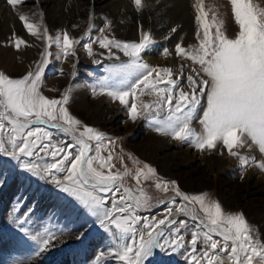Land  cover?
<instances>
[{
  "label": "snow or ice",
  "instance_id": "6c2138e0",
  "mask_svg": "<svg viewBox=\"0 0 264 264\" xmlns=\"http://www.w3.org/2000/svg\"><path fill=\"white\" fill-rule=\"evenodd\" d=\"M6 2L17 10L27 31L42 38L45 45L40 59L21 77L0 71V153L17 160L51 157V163L25 161L23 167L74 197L97 218L101 227L111 232L115 246L101 251L97 264L108 257L122 264H146L156 249L173 253L183 249L192 264H225L226 260L228 264H264V239L243 211L226 210L208 192H184L175 180L158 176L154 167L132 153H124L122 148L116 153L112 138L105 143V133L70 112V89H65L59 98L45 95L42 88L53 56L52 46L58 47V55L63 58L75 56L74 46L91 35L94 25L90 24L79 38L72 37L66 29L52 35L44 25L42 12L38 14L41 19L35 22L32 16L36 14L30 16L18 8L25 0ZM133 3L138 11L147 6L144 0ZM229 3L238 26L231 35L217 5L206 7L205 0H195L197 43L176 44L175 54L190 62H182L178 71L152 66L142 59V52L153 43L150 30L140 25L139 40L124 41L106 34L111 27L108 21L94 42L107 50V59L119 61L110 66V76L105 80L118 76L122 86L104 83L93 91L119 101L134 122L138 118L153 121L155 130L162 135L192 143L200 151L217 150L223 154L227 150L245 170L250 165L264 170V159L252 154L255 148L264 155V0ZM176 31L175 27L171 29ZM9 42L17 50L21 45L29 46L15 33ZM84 47L89 56L97 55L93 42ZM121 53L128 59H122ZM164 55L171 53L165 49ZM93 62L100 64L101 60ZM183 79L188 82L187 90L180 87ZM145 96L152 99L145 101ZM194 120L200 125L199 131L193 127ZM51 129L68 134L71 142ZM244 148L247 153L240 151ZM125 156L137 167L129 168ZM128 177L134 179L135 187L126 183ZM148 179L155 180L156 189L174 194L164 198L171 204L162 218L149 219L137 214L138 209L154 206L153 198L142 186V181ZM176 197L182 202L177 203ZM164 199H157L156 204ZM179 216L198 221L190 239L181 235L186 221L178 220ZM32 238L39 239L41 250H48L56 239L54 234Z\"/></svg>",
  "mask_w": 264,
  "mask_h": 264
},
{
  "label": "rangeland",
  "instance_id": "374dc122",
  "mask_svg": "<svg viewBox=\"0 0 264 264\" xmlns=\"http://www.w3.org/2000/svg\"><path fill=\"white\" fill-rule=\"evenodd\" d=\"M4 1L6 2V0ZM77 1L81 7L90 11V15L80 24H68L62 28H53L48 24L46 12L43 9L38 11L43 13L44 25L52 35L66 29L72 37L79 38L88 30L90 24L94 25L91 35L85 36L79 44L74 46L75 56L69 55L67 58H63L58 55V47L52 46L50 51L53 56L50 58L51 63L45 71L42 88L45 95L50 98H59L65 89H70V100L67 105L70 112L84 123L105 133V143H107V138H112L116 153H119L121 148L124 153H132L140 161L154 167L158 176L165 180H175L184 192L190 194L208 192L213 198L219 199L226 210L243 211L249 223L259 229L261 239H264V179L258 178V171L256 172L255 169L258 168L261 173H264V170L255 165H250L245 170L235 157L228 154L227 150L223 154L217 150L200 151L192 143L175 141L171 136L157 132L155 130L156 124L153 121L138 118L134 122L127 108L121 105L119 101H115L107 95L94 94L93 90L98 91L99 86L104 83L112 87L122 86L118 76L113 75L107 81L105 80V77L110 76V66L119 63V61L107 59V50L101 49L99 44L94 42L102 35L99 30L105 28L108 21H111V27L106 34L110 36L114 34L117 39L124 41H138L139 34H134V28L139 27V25L129 19H119L124 26L123 28L107 15H104V21L100 25H96L94 12L100 8H105L109 0ZM128 1L134 6L133 0ZM165 1L169 0H158L157 2L164 6ZM36 3L41 4L39 0H25L18 8L23 12L27 5ZM187 3V11L190 16L189 23L179 21L175 22L173 27L165 25L162 32L156 30L152 25L144 26L145 30L151 31L153 38V43L148 48L159 47L157 53L160 57H177L179 59L177 71L182 62L186 65L190 62L182 61L175 54L176 44L181 41L184 46L197 43L195 0H187ZM205 4L206 7L213 4L219 7L228 34L231 35L238 30L229 0H205ZM12 10L13 16H7L5 13L4 15L0 14V22H5L12 27L0 38V57L10 56L17 64L25 67L27 65V69L9 70L7 66L4 67L0 64V71H5L7 74L18 78L40 59L45 41L42 38L37 39L32 36L23 26V22L19 20L17 10L14 8ZM142 10L139 12L141 13ZM40 19L41 17L38 15L35 22ZM174 27L177 28V31L171 32ZM158 32L164 33L159 35ZM13 33L26 40L29 46L21 45L20 49L17 50L9 42ZM160 41H163L162 45H159ZM89 42H93V50L97 53L96 56L88 55L84 45ZM33 46H36L35 50ZM147 49L141 54L144 61L152 66L171 67L149 61L144 56ZM165 49L171 55L165 56ZM101 52H104L105 56H100L99 53ZM25 56H28V59L23 58ZM121 57L124 60L128 59L123 57L122 53ZM94 59H100L101 63H94ZM23 60L25 62H21ZM26 62L28 64H25ZM74 65L75 67H73ZM187 70L186 66L185 71L187 72ZM187 85V80L183 79L180 87L187 90ZM151 99V97H144L145 101ZM193 127L198 131L200 130L198 121H193ZM51 130L60 138L71 142L68 134L55 129ZM117 137L119 139H116ZM245 149L247 148L240 151L243 153ZM253 150L258 152L255 148ZM225 156L233 157L236 160L238 164L236 170L224 169L222 159ZM257 159H264V155L260 154V158ZM25 161L40 164L53 162L51 157H44L43 155L40 157H21L20 160H17L0 153V264H97L96 257L99 253L101 251L106 252L115 246L116 242L113 240L111 232L101 227L97 218L92 216L74 197L56 188L50 181L42 180L25 170L23 167ZM125 161L129 168L137 167L127 156H125ZM116 165L117 167L121 166L118 160ZM126 183L135 187V181L132 177H128ZM154 185V179L142 181V186L147 194L153 198L152 203L154 205L151 208L137 210V214L143 218L150 219L153 216L162 218L165 208L171 204L170 200L164 198L174 194L171 191L163 193ZM157 199H164V202L156 204ZM176 202H182L181 198L176 197ZM177 219L186 221L181 235L190 239V234L197 230L198 221L187 216H179ZM48 234H54L56 239L52 241V246L48 250H41L39 239L32 237H46ZM167 235L166 232L165 236ZM11 245L13 246L11 247ZM38 252L39 255H37ZM101 264H122V262L113 257H108ZM146 264H192V262L183 249L175 253L171 251L161 252L156 249ZM225 264H228L227 260Z\"/></svg>",
  "mask_w": 264,
  "mask_h": 264
},
{
  "label": "bare ground",
  "instance_id": "6f19581e",
  "mask_svg": "<svg viewBox=\"0 0 264 264\" xmlns=\"http://www.w3.org/2000/svg\"><path fill=\"white\" fill-rule=\"evenodd\" d=\"M157 1L158 0H144V3L147 6L144 7L142 12L140 13L128 0H109V3L105 8H100L94 12V21L96 25H100L104 21V15H107L109 17H112L114 19L113 21H116L117 24L123 28L124 26L121 24L119 19H129L130 21H135V23H137L139 26L143 25V27L145 25H152L156 28V30H159L161 32L165 25H168V27H173L175 22H190V16L187 11V0L165 1L166 3L164 6L159 5ZM39 3L41 4L38 5L36 3L27 5L25 8L23 7V13L29 14L30 16H32V14H36L32 16V19L34 21H37V16L39 14L38 11L40 9H43V11L46 12L48 24H50V27L53 28H62L63 26H67L68 24H80L85 18L90 15V11L81 7L77 0H39ZM1 13L3 15L5 13L7 16L14 15L12 7L7 5L4 0H0V14ZM11 28L12 27L10 25H7V23L0 22V38H2L8 32V30H11ZM163 33L161 34L158 32L159 35H163ZM134 34H139V27L134 28ZM162 44L163 41H160L159 45ZM35 47L36 46H33L34 50ZM158 48L159 47L156 46L148 48L147 51L144 52V56L149 61L155 64L168 65L174 67L175 70L178 69L179 59L177 57L169 56L160 57L157 53V51L159 50ZM23 58L28 59V56H25ZM21 62L25 61L23 60ZM0 64L4 65V67L7 66L9 70L27 69V65L25 67L23 65L17 64V62H14L12 60V57L10 56H1ZM25 64H28V62H26ZM225 151L226 150H224V152ZM247 152L248 149L243 150V153ZM252 154L256 155L257 158H260V154L257 151L253 150ZM222 165L224 169L232 168V170H236L238 168L236 160L233 157L228 156H225V158L222 159ZM255 171H258V178L264 179L263 172L261 173L258 168L257 170L255 169ZM12 246L13 245H11V247Z\"/></svg>",
  "mask_w": 264,
  "mask_h": 264
}]
</instances>
